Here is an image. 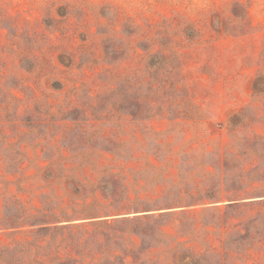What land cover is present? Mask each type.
Segmentation results:
<instances>
[{
    "label": "rangeland",
    "instance_id": "obj_1",
    "mask_svg": "<svg viewBox=\"0 0 264 264\" xmlns=\"http://www.w3.org/2000/svg\"><path fill=\"white\" fill-rule=\"evenodd\" d=\"M258 78L264 0H0V219L6 205L70 213L119 191L181 213L71 232L1 227L2 263L180 264L184 252L264 264ZM206 197L218 203L196 202Z\"/></svg>",
    "mask_w": 264,
    "mask_h": 264
},
{
    "label": "trees",
    "instance_id": "obj_2",
    "mask_svg": "<svg viewBox=\"0 0 264 264\" xmlns=\"http://www.w3.org/2000/svg\"><path fill=\"white\" fill-rule=\"evenodd\" d=\"M156 56L151 57V63L150 66H156L159 64V61L155 59ZM155 60L157 62H155ZM124 83H130V79L124 80ZM253 87L255 90L262 92L264 91V79L258 78L254 81ZM71 121H75V119H71ZM251 139H263L262 137H250L248 141ZM110 182L109 184L111 186L116 184V179L113 176L108 177ZM101 183V182H100ZM104 183V182H103ZM99 188L101 190L106 189L105 185H99ZM119 195L112 199L111 203L108 205L102 204V203H94L96 210L95 211L92 207L93 204H86L82 203L81 205H77L75 203H72V210L70 213H66L64 209L60 206H54V207H48L44 206L38 213L34 216L31 215H25L22 214L23 209L19 206L20 210L11 213L9 215V207L6 205L4 207V215L2 219H0V228L5 230H16L18 228L23 227L22 224L29 222L27 226L30 228H34L37 233H47L50 231H81L84 229H105V228H116L117 226H127V225H138V224H148L154 223L158 221L161 218L164 217H170L175 215H180L174 213L172 208H166L165 210L161 209H151L152 206H149L147 200H131L128 195ZM122 194V193H121ZM209 202V204H215L218 203V201H214V199H211L209 197H206L204 200H199L196 202H200L201 204H204L203 202ZM239 202V201H237ZM235 201L229 202L228 206L235 205ZM197 203L194 202L195 205ZM198 205V204H197ZM48 207V208H47ZM76 207V208H74ZM205 207L202 211H207ZM212 210V209H210ZM214 210V209H213ZM160 211H165L162 213H158ZM167 211V212H166ZM19 214L22 216H19ZM93 232V231H92ZM91 232V233H92ZM126 231H124L125 234ZM90 233V234H91ZM156 236L164 237V234L160 230H155ZM130 235H135L139 238H141V235H147L146 233H139L138 231H132ZM141 243H143V240L141 238ZM141 249V246L138 245L134 247L135 251H139ZM179 263L180 264H200L198 262L197 258H195L192 255H189L187 253L182 252L179 256ZM105 260H103L104 262ZM107 264H116L120 262V256L115 255L111 258L110 262H107ZM0 264H3L0 259ZM136 264H154L150 261H140Z\"/></svg>",
    "mask_w": 264,
    "mask_h": 264
}]
</instances>
